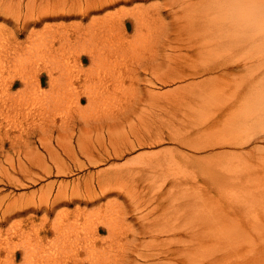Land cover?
<instances>
[{"label":"rangeland","instance_id":"obj_1","mask_svg":"<svg viewBox=\"0 0 264 264\" xmlns=\"http://www.w3.org/2000/svg\"><path fill=\"white\" fill-rule=\"evenodd\" d=\"M153 1L156 2L155 4L164 6V9L167 8V10L158 14L157 11L155 12L151 8V3ZM191 1L192 0H135L132 3L123 2L110 10L94 13L92 15L93 17L106 19L107 14H112V17L118 16L125 20L129 19L128 31L124 33L129 39L135 35L133 23H130V18L133 15L134 9H143L144 6H147V10L143 12V17L152 25L151 29L156 31L158 39H160L161 36L163 37L166 33V36L174 40L173 46L175 49L174 51L172 50L174 54L172 69L175 74L225 66L229 63L239 66L237 68L242 69V72H240L241 74L237 76L215 79L213 82H206L203 81L205 77H198L196 79L190 78L184 82H176L167 85L158 83L159 86L156 87L158 91L172 90L181 84L189 85L180 92L170 93L166 97L160 99L161 108L158 110V114L154 119L156 124L152 125L148 124L150 123L149 120L151 117L149 111H154L153 109L156 110L157 107L155 106L154 108V106L148 102L147 91L148 88L153 89L152 83H154V78L151 73H155L157 68H159V66H156L157 59L160 57L164 58V55L167 53L163 46L164 38L159 40L161 44L158 43V46L157 43H151L152 38L144 44L145 47L142 52L146 60L144 59L141 61L140 52L131 50H127L122 57L125 58V63L123 65L119 66L118 61L114 59L113 62L118 70L123 73L121 76L124 77H119L111 71H109L108 74H103L106 75L107 78L106 76L98 77V73L102 71L98 67L94 71L96 79L90 80V77L88 75L86 76V72L80 71L82 66L87 68L90 64V56H88V53L81 55L84 57L83 58L75 56L76 54L71 55L68 50L66 53L63 52L62 50L65 49V47L60 39L62 37L60 34L61 32H57V27L64 24L67 25L68 29L72 32L71 35H74V45H76V41L78 40H83L85 42L84 38L87 36L89 37H87L88 40L86 41H89L92 39V29L88 26V23H90L89 21H91L90 18L80 16L81 14L79 12L73 17L63 16V18L57 17L58 19L54 17L56 20H52L54 18L51 16L44 19L41 23L35 24L33 23V18H37L39 15L42 16L44 12L40 10L39 7L36 9L31 8V0H0V4L3 2L4 4L6 3V8H4L5 14H2V18L0 17V46L2 47V49L0 48V56L3 58L2 61L0 58V73L4 75V78L2 76L3 79H5V75L7 74L9 80H15H13V100L20 99L17 93L22 91L20 90L22 87L25 88L19 79L20 74L24 72H27L28 77L30 76L29 79H37L36 76H40L41 79L40 77L38 79L39 81L41 80V86L45 88V91L49 92L50 85L48 80H50L49 76L51 75L49 70L52 68L54 72V68L57 69L59 59L61 60V65H59L58 68L61 69L56 70L53 76L57 75L55 77L59 78V72L70 62L68 65L73 66L71 67L73 76L71 79L67 76L63 77L62 81L73 82L79 91L85 89L88 80L93 84L95 83L94 80L98 82V85L101 83L104 90L107 87L115 88V82H118L120 85L118 92L110 97L113 102L107 106V109H102L98 106L92 108L89 106L87 99L83 98L81 110L85 111V117L94 120L101 116L124 115L129 109L128 112L125 113L129 116V119H125L124 121L119 120L117 122L119 125H116L114 131H112V133H115L113 139H110L109 134L106 132L101 133L95 129H91L86 133L87 135L83 140V148L78 144L80 137L79 129L77 130V135L73 134L75 128L72 125V131L61 129L62 125L66 126L65 120L62 119H68L72 121V123L75 119L77 120V122L75 121L76 123H81L78 122V120L80 121V116L83 115L79 116V114H76L75 107L70 109L59 108V113H63V115H58L59 119L57 117H46L42 111L35 114L33 110L31 115L28 114L29 118L28 115L22 113L21 120L19 119V121L23 123L22 130L24 132V138H22V141L17 138V133H20L19 126H17L19 122L17 112L13 110L11 114L12 117H10L11 119L9 118V120H11L10 122L0 114V124L5 127L0 130V149L2 150H0V162L5 159L7 160V162L5 160L0 165V181L2 180V182H0V204L3 205H0V220L3 219L2 214L5 213L7 204L9 205L10 200L13 201V199H18L21 205L20 207H24L29 200L33 198L39 199L42 193H46L45 195L47 196L49 194V203L53 202L58 192V184L63 181L70 185H73L74 181H77L79 182L80 189L86 190L85 181L93 178L92 183L95 184V190L97 189V191H95L96 193L91 197L96 199L100 198L105 192L107 193V197L97 200L100 202L95 203V205L86 204V199L88 197L84 193L81 194V196H83V199L80 198L81 201L78 200L72 202V204L64 205L56 212L53 210L49 216H47V214L45 216V213L34 211L31 214L14 217L9 222L0 223V231L4 232V236L2 235L1 238H7L13 245L29 244L30 242H36L38 239L36 238V232L32 231L33 229L37 230L39 234H41L40 236H46V230H50L51 233L48 234V236L51 235V237L49 236V239H45V243L43 242L42 244L44 247L48 246V248L42 246L43 252L47 249L45 251L46 253L48 249L56 248V246L59 245L57 244L55 247L51 245V241L57 243L54 237L58 236L56 233L59 225L65 228L64 225L66 223L68 226H72L77 220L78 223H81L90 214V210L96 209L92 216H89L88 221L90 223L79 233L78 237L80 240L84 238L91 239L94 246L99 250H101L102 247L109 248V254L107 256L101 255V251L100 253L98 252L99 254L96 255V259H93V264H245L246 260L250 261L252 258L253 260L256 258V264H264V256L262 257L263 259H259L256 254L258 251L256 249H259L260 246H262L260 247L261 249L264 248V205H257V209L249 210V217L247 218L240 216L234 217L233 213L228 211L231 202L230 192L240 193L241 196H248L249 191L254 190L255 186L261 187L262 183L255 175L252 176L251 186L246 184V177L250 165L256 162L246 160L247 155H245L240 164L232 166L229 165L228 162H223L224 159L231 161L232 157H234L233 154L227 153L220 155V158L216 159L217 161L211 162L206 166L205 162H200L202 160L200 158L206 157L211 152L209 150L195 152V149H193L195 146H203V144L209 140L217 141L220 140V138H228L232 136V131L238 130L240 126L245 128L246 125H243L244 122L241 124L244 109L251 111L256 124L255 129L247 138L253 137L254 135H251L253 132L256 136H258L259 133H264V107L260 105V101H264V0H212V3L206 6L207 14H203L204 16L201 18L203 25L199 29H195L192 24L194 11L189 5ZM195 1L205 4L207 0ZM16 3L17 6H15ZM166 4H172V13L168 10ZM182 4L185 6L184 8L180 7ZM12 6H14V9L12 8L11 10L10 7ZM29 6L31 9H29ZM60 9H64V6L56 8V10ZM14 10H18L19 12H14ZM12 11L13 13H11ZM21 13L22 15L19 16ZM6 14L10 19H7ZM13 14L14 16L11 17L10 15ZM16 14L17 16H15ZM26 14L29 18L32 16V19L26 17ZM19 19L20 21L16 23ZM25 19L29 20L27 22L29 25L26 23ZM23 22H25V25ZM231 23L233 24L231 25ZM17 24L18 26H15ZM33 26L37 29L32 28ZM112 26L119 27L118 24ZM18 31L22 32L18 33ZM97 31L101 33L107 32L105 34L106 36H109V33L117 35V39L121 37L119 31L109 30V25L105 21H103V24L97 25L94 32ZM223 32L229 34L230 37L235 36L236 43L223 50L215 51L212 47L216 40V35ZM48 33L56 37L54 44L51 43L53 51L49 47L47 56L38 57L30 55L33 60H30L31 57L28 56V60L26 59L23 63V67L20 66L17 60L19 54L24 52L25 48L37 46L36 35L39 37V34H43L45 37ZM4 34L6 37H3ZM29 36L34 40V44ZM8 41L11 43V46ZM28 44L30 45L29 47ZM3 47H5V49ZM75 47L77 48L78 46ZM155 47L156 49H154ZM4 53L9 56L6 55L5 57ZM58 55H61L60 58H62L63 61ZM79 62L82 66H79ZM45 64H47V66ZM5 65L6 67L8 66V69ZM142 67L144 68L141 69ZM151 69L155 71L152 70V72ZM166 69L167 64L163 63L160 67V71L165 72ZM78 72L79 75L81 73V77L78 76ZM35 73L37 75H35ZM112 73L115 76L112 75ZM31 76L33 77L31 78ZM100 80L101 82H99ZM1 88L2 85H0V89ZM214 101H216L215 104H213ZM12 107L14 108V106ZM135 109L136 111L134 113ZM222 109H225L224 113L227 111L233 113V117L231 119L221 117V115H223L221 112ZM234 111L237 112L236 115ZM2 112H6V114L10 115L7 109ZM70 113H72V115L68 117ZM138 116H140V118ZM9 123H11L10 127L6 126L9 125ZM236 123L238 124L237 128ZM202 124L207 125L204 126ZM44 125L46 128H49H47L48 131L44 128ZM40 126H44L42 129H45V132L41 130ZM17 128L19 130H17ZM28 130L33 131V136L29 139V141L31 140L29 143H34L25 148L23 142L25 143L26 140L28 141L26 138ZM62 130L67 133L65 134ZM7 131H9V133ZM6 132L8 134H6ZM51 133H53V135ZM58 133H60L59 135L61 138ZM137 133H143L144 136L148 138L152 137L155 140L154 143L150 144V142H148V144L139 145L138 142L134 141L135 136L138 135ZM66 135L67 138H65L64 141L62 137H66ZM42 136L45 138L41 139ZM46 136L49 137V140L47 139L49 142L45 140L47 138ZM14 140L19 144L14 146ZM43 140L44 142H48L47 145H50L42 146ZM130 142H134L135 147L126 149L125 144ZM64 144L67 145L65 146ZM104 145H106L109 150L108 154L105 153V150H102ZM254 145L253 143L249 147H253ZM119 146H121V148L123 147L125 150L122 156L114 152V147L116 148ZM35 147L40 149L38 153L35 152L36 149H33ZM178 148H180V152H178ZM19 149H25L27 152L30 150L31 153L27 154V157L26 151L24 150V156V152L20 154ZM170 149L173 151L170 152ZM8 150L11 152L10 156H7ZM184 152L186 154L190 153L191 155H183ZM51 154L56 155L55 158H52ZM31 155L33 156L32 158ZM91 155L101 156V161L98 164H91L88 161ZM193 156L198 157L200 161L198 163L193 161ZM8 157L13 159L12 163L8 161ZM149 159L159 160V169L154 173L153 170L146 165V161ZM45 160L49 165L47 171L43 167L44 162H46ZM5 162L6 164H4ZM57 164L64 167L62 173L58 172V168L55 166ZM210 164L213 165L209 166ZM226 165L233 168L235 174L238 175L236 182L228 174ZM144 166L146 167L144 168ZM5 168H9L8 171ZM141 169L146 170L139 172ZM222 169L226 171L223 172L221 171ZM118 172L122 173L118 174ZM213 173H216V176H214ZM8 174L11 176L9 179ZM15 177L18 178L20 182H12V179L16 180ZM114 177H116V179ZM116 180L118 183L113 188L102 190L101 188L104 186H99L101 184L99 182L101 181L105 183L107 181L115 182ZM175 181H180L182 183L175 184ZM135 192L147 193V195L150 194L157 197V201L154 205L145 206L143 211L145 217L143 218H139L141 213L137 214V212H135L136 204L142 202V200L133 197L132 194ZM212 196H214V198H211ZM4 199L6 201H4ZM58 219H61L59 225L57 223ZM104 222L111 224V231L103 226ZM15 223H21L19 231L15 233L12 231L7 235V230ZM90 224L92 225L91 230H89ZM225 224L230 229H226L224 227ZM79 225L80 227H84V224ZM79 225H77V227H79ZM30 227H32L31 230ZM96 227L99 228L97 229ZM92 228H94V232H89L92 231ZM96 229L97 231L95 232ZM226 231L229 232V234H227ZM230 243L233 247L244 249L228 257L229 253L224 254L223 248L225 246L230 247ZM254 246H257V248L253 249ZM249 248L253 251L251 252ZM59 249L62 250V247L60 246ZM80 250L81 249L75 251V253L81 257L75 255L76 260L79 261L78 263L90 264V261L86 260L88 259L86 258V251ZM247 251L251 252V258H244L242 262L239 257H245L244 254ZM21 252L22 251L17 254V264L24 263V259L22 258L23 254ZM10 254V258L13 260V249ZM10 254L5 250L4 252H0V264H13L12 260L11 263H7L10 261L8 258ZM50 255H41L39 253L38 258H40V261L37 260L38 263L36 264H47L48 262H52L53 259L51 260V258L53 257L57 259L61 258L58 253L53 255L51 252ZM168 255L170 256L167 258ZM65 258L67 262L73 260L67 257ZM249 261L246 263L249 264ZM255 263L252 260L250 261V264Z\"/></svg>","mask_w":264,"mask_h":264},{"label":"bare ground","instance_id":"obj_2","mask_svg":"<svg viewBox=\"0 0 264 264\" xmlns=\"http://www.w3.org/2000/svg\"><path fill=\"white\" fill-rule=\"evenodd\" d=\"M134 1L135 0H31V2H32V7L31 8L36 9V8L39 7V9L44 12L42 14V16L39 15L37 18H33V23H35V24L38 23L39 24L44 19L49 18L51 16H53V18L55 17L56 19H58L57 17H62L63 18V16L64 17L65 16L73 17L74 15H76V13H79V12L81 14L80 16H83L85 18H87V17L90 18L91 21H89L90 23H88V26H89L90 29H92V32L90 31L92 33V35H91L92 39H90L89 41H86V40H88L87 37H89V36H87V37L84 38L85 42L83 40H78V41H76V45L73 44V42H74L73 41V36L74 35L73 36L71 35L72 32L68 29L67 25L62 24V25L57 27V29H58L57 32H59V31L61 32L60 34H61L62 37L60 39H61V41L63 43V46L65 47V49L62 50L63 52L66 53L67 50H68L71 55L76 54L75 56H78V57H83L81 55H85L86 53H88V56H90V59H89L90 60L89 61L90 64H89V66L87 68L85 66H82L81 63L79 62L80 63L79 66H82V68H80L81 69L80 71L81 72L83 71L84 73L86 72L85 74H86V76L88 75L90 77L89 78L90 80L96 79V77L94 75V71L98 67L102 70L101 72L98 73V77L106 76V75H103V74H108L109 71L115 73L116 75H118L120 77L121 75H123V73H121L118 70L117 66L113 62L114 59H116L118 61V65L119 66L123 65L125 63V58H122V57L124 56V54L126 53L127 50H131V51H134V52L135 51L140 52V60L142 61V60L145 59L144 56H143V52H142L144 47H145L144 44H146L152 38L151 43H153V44L157 43V46H158V43H160L159 40L160 39L162 40L164 38L165 41L163 39V43H164L163 46H164V49L167 51V53L164 55V58L160 57V58L157 59L156 66H159V68H157V71L154 73L152 71L154 69H151V71L153 72V74L151 73V75H153V78H154L153 79L154 83H152L153 84V89L152 88H148V91H147L148 92V97L147 98L149 99V100L147 99L148 102H150L151 105L154 106V108H155V106L157 107L156 108L157 111L155 109H153V108L152 109L154 111H152V110H151V112L149 111V113H151V114H149V115H151V117H150V120H149L150 123H148V124H152V125L156 124L154 119L156 118V116L158 114V110L161 108L160 99L166 97L170 93L180 92L181 90L185 89L189 85V84H181V85H178L175 89H172V90L158 91L157 88H156V87L159 86L158 83H162L164 85H167V84H172V83H176V82H184L185 80L190 79V78L196 79L198 77H205L203 81L213 82L215 79L232 78L234 76H237V75L241 74L240 72H242V69L241 68H237L239 66L232 65L231 63H229L228 65H225V66L212 67V68H207V69H204V70H193V71L188 72V73L179 72V73L175 74L173 72V69H172V64H173V61H174V54H173L172 50L174 51V49H175V47L173 46L174 40L170 39L169 36H166V33H165V35L163 37L161 36L160 39H158V37L156 35V31H153L151 29L152 25L149 23V21H146L144 19V17H143V12L145 10H147V6H144L143 9H134L133 15L130 18L131 19L130 23H133V28L135 29V35L132 38H129V39H128V36L124 34V33H126L128 31V25H129L128 20L129 19L125 20L123 18H119L118 16L117 17H112V14H107L106 19L92 16L94 13H101V12H105L107 10H110V9L116 7L118 4H122L123 2L132 3ZM155 3H156L155 1H153L151 3V8L155 12L157 11L158 14H161L162 11L167 10V8L164 9V6H161V5L155 4ZM211 3H212V0H207L205 4L199 3V1H195V0H192L190 2L189 5H190V7L193 8V11H194L193 16H192V18H193L192 24H193V27L195 29H199L203 25V23L201 22V18L204 16L203 14H207L206 13V6H209ZM5 4H4V2L0 4V17L2 16V14H5V9H4V8H6ZM26 5H27V3H26ZM166 5L168 6V10L172 13L173 12V7L171 6L172 4H170V5L166 4ZM15 6H17V3L15 4ZM19 6H21V5H19ZM63 6H64V9L56 10V8H61ZM27 7H28V5H27ZM180 7L184 8L185 6L182 4ZM10 8L12 10V8L14 9V6H12ZM31 8L29 6V9H31ZM15 11L16 10H14V12ZM11 13H13V11ZM27 14H28V12H27ZM27 14H26V17H28ZM20 15H22V13L19 14V16ZM6 16H7V19H8L9 16L7 14H6ZM10 16L13 17L14 14L10 15ZM15 16H17V14ZM55 18L52 19V20H56ZM29 19H32V16ZM25 20H26V23L29 21L27 19H25ZM66 20H68V19H66ZM19 21H20V19L18 21H16V23H18ZM103 21H105L109 25V30H111V31H114V30L119 31V34H121V37L119 39H117V37H116L117 35H112L111 33H109V36H106L105 34L107 32H104V33H101L99 31L94 32V30L97 27V25L98 24H103ZM23 23L25 25V22H23ZM27 24L29 25V23H27ZM115 24H118L119 27L112 26V25H115ZM232 24L233 23H231V25ZM15 26H18V24L15 25ZM81 26H83V25H81ZM103 26H105V25H103ZM207 26H210V25H207ZM27 27H29V26H27ZM72 27H74V26H72ZM32 28H34V26ZM34 29H37V28H34ZM18 30H20V29H18ZM19 32H22V31H18V33ZM23 32H24V30H23ZM11 34H12V32H11ZM48 35L45 36V37L43 36V34H39V37H37V35L35 36L37 38L36 42L38 44H37L36 47L35 46H30L28 44V47L29 46L30 47L27 48V49L25 48V51L22 52L21 54H19V58L17 60L19 61L20 66L23 67V63L26 61L27 57L30 56V55L38 56V57L47 56V52H49V50H48L49 47L52 50V48H53L52 44H54V40L56 39V37L53 36L51 33H48ZM16 36H17V34H16ZM3 37H6L5 34H4ZM29 38H30V36H29ZM30 39L32 40V38H30ZM1 41H3V40H1ZM11 43H12V41H11ZM11 43L9 42V45ZM32 43L34 44V40H32ZM32 43H31V45H32ZM235 43H236V37L235 36L230 37L229 34H227L226 32L218 33L216 35V40L213 43L212 49L215 50V51H220V50L225 49L228 46H233ZM5 44H7V43H5ZM2 45H3V43H2ZM16 45H18V44H16ZM5 46H7V45H5ZM75 46H78V47L76 48ZM0 48L2 49L1 46H0ZM3 48L5 49V47H3ZM55 48H56V44H55ZM74 48H76V49H74ZM154 49H156V47ZM63 52H61V53H63ZM151 52H152V50H151ZM4 55H5V53H4ZM6 55H5V57H6ZM151 55H153V54H151ZM7 56H9V55H7ZM60 56L58 55L59 58H60ZM62 56L64 57L63 54H62ZM145 57H147V56H145ZM0 58H1V56H0ZM34 58H36V57H34ZM151 58H152V56H151ZM2 59L3 58H1V61H2ZM60 59H62V58H60ZM5 60H6V58H5ZM30 60H33L32 57L30 58ZM58 61H57L58 64L61 65L60 64L61 60L58 59ZM62 61H63V59H62ZM81 61H83V60H81ZM30 62H32V61H30ZM163 63L167 64V69L165 70V72H161L160 71V67H161V65ZM47 64H45V65L47 66ZM68 64H70V62H68L66 67L64 66L65 68H62V70L59 72V74H60L59 78L55 77L57 75L53 76V74H54V72L56 70L61 69V68H58L59 65H57V69H55L54 66H53L54 72H53L52 68L51 69L47 68V69L51 70V71L49 70L51 75L49 76L50 80H48L49 85H50V87H49L50 91L49 92L45 91V88H43L41 86V84H40L41 80L39 81V79H38L40 76L39 77L36 76L37 79H33L32 78L33 76H31L32 79H29L30 76L28 77L27 76V72L23 71L24 73L22 72L23 74H20V78L19 79H20L21 83L25 86V88L22 87L20 89L22 91L20 93H17V95L20 98V99H17V100H13V87H14L13 86V80L14 79L13 80H9L7 74L5 75V79H3L4 75H2L0 73V76H1L0 77V85H2V88L0 89V114L2 115V117H5V119H8V122L11 121V120H9V118L12 117L11 114H12L13 110H15L17 112V114H18V121L22 117V113H24L26 115H28V114L31 115L33 110H34L35 114H38V112L40 113V111H42V113L46 117H54V118L57 117L58 118V115H61V114L63 115L62 112L59 113V108L70 109V108H74L75 107L76 114H79V116L83 115V116H80L81 117L80 121L78 120V122H81V123L80 124L76 123L77 120H75V119H74L73 123H72V121H70L68 119H62V120H65L64 122H65L66 126L62 125L61 129L66 130V131H72V128H71V125H72L75 128V130H73V134L74 135H77V130L79 129L80 137H79V143L78 144L82 148L84 147L83 140L85 139V136L87 135L86 133L89 130H91V129H95L96 131L101 132V133L106 132V133L109 134L110 139H113L115 137V133H112V131H114V128L116 127V125H119L117 122L119 120H123L124 121L125 119H129V116L125 114V113L128 112L129 109L124 113V115L101 116V117H98V118L93 120L91 118L85 117L86 113H85L84 110H81V103L83 102V98H86L90 107L93 108V107H97L98 106V107H100L102 109H107V106L109 104H112V102H113V100H111L110 97L114 93L118 92V90L120 88L119 83L115 82V84H114L115 88L107 87L104 90V88H102V86H101L102 85L101 83H99L100 85H98L97 84L98 82L96 80H94L95 83L93 84L91 81L88 80L87 83H86L85 89L79 91L77 89V87H75V84L73 82L62 81L63 77L67 76V77H70L69 79H71V77L73 76L72 75L73 74V70L71 68L73 66H69ZM64 65H65V63H64ZM145 65H146V63H145ZM5 67H6V65H5ZM144 67H142L141 69H143ZM147 67H149V66H147ZM2 68H3V66H2ZM150 68H151V65H150ZM146 69H148V68H146ZM146 69H144V70H146ZM17 70H19V69H17ZM30 70H33V69H30ZM34 70H35V68H34ZM21 71H22V69H21ZM104 71H105V73H104ZM35 72H36V70H35ZM10 73H11V71H10ZM113 73H112V75H114ZM33 75H34V73H33ZM35 75H37V74L35 73ZM80 75H81V73H80ZM80 75H79V72H78V76L79 77H81ZM2 76H3V78H2ZM121 77H124V76H121ZM13 78H15V77H13ZM106 78H107V76H106ZM108 78H109V76H108ZM40 79H41V77H40ZM99 82H101V80ZM111 82H110V84H111ZM103 83H105V82H103ZM112 83H114V82H112ZM99 91L101 92V94H100ZM139 91H141V90H139ZM141 94H143V93H141ZM145 95H146V93H145ZM52 99H54V100H52ZM215 103H216V101L213 102V104H215ZM260 105H261V107H264V101H260ZM12 106H14V108ZM203 106H205V105H203ZM136 108H137V106H136ZM6 109H7V111H9L10 115L6 114V112H4L6 114L5 115L2 112V111H5ZM131 109H133V108H131ZM135 111H136V109L134 110V113H135ZM224 111H225V109H222L221 112L223 113V115H221V117L227 118V119H231L233 117V113H229V111L224 113ZM143 112H145V111H143ZM72 113H70V115H68V117L71 116ZM131 113H133V112H131ZM236 113L237 112L234 111L235 115H236ZM146 114L148 115L147 112H146ZM140 116H138V117L140 118ZM24 117H26V116H24ZM40 117H42V116H40ZM28 118H29V115H28ZM26 120H25V122H26ZM30 122H32V121H30ZM243 122H244L243 125L244 126L246 125L245 128L240 126V128L238 130L232 131V136H230L228 138H220V140H217V141L209 140V141H206L203 144V146H195L194 145L195 147L193 149H195V152H204V151H208L209 150L211 153L209 155H207L206 157L204 156V157L200 158V159H202L201 161L198 160V157H194V156H193L192 160L195 161L196 163H198L199 161L200 162H205L206 166H208L209 163L217 161L216 159H219L220 155H224V154L230 153V154L234 155V157H232L231 161H227L226 159L223 160L224 163L228 162L229 165L236 166V165L240 164V162L245 157V155H247L246 160H250V161L256 162V163L250 165V169L248 170V175L246 177V184L248 186H251L252 176L255 175L257 177V179L262 183L261 187L260 186H258V187L255 186L254 190L249 191L248 196H241L240 193H231L230 192L231 202L229 204L228 211L230 213H233L234 217L240 216V217L247 218V217H249V212H248L249 210L257 209L256 208L257 205H259V206H263L264 205V133H259V135L256 136V134L253 132L251 135H254V136L247 138L249 136V134L256 127L255 120H254L250 110L244 109L243 118H242L241 124ZM54 123H56V122H54ZM10 124L11 123H9V125H6V126L10 127ZM22 125H23V123H21L20 121L17 123V126H19L18 128L20 129V133H17V138L19 140L21 139V141H22V138H24V135H23L24 132L22 130ZM202 125L206 126L207 124H202ZM237 126H238V124L236 123V128H237ZM3 127H4V125L0 124V130H2ZM43 127H41V130H43V131L45 129L47 130V128H48V127L46 128V126H45L44 127L45 129H42ZM18 128H17V130H19ZM26 128H25V130H26ZM32 130H28L27 137L25 136L28 139V141L26 140L25 143L23 142L25 148L29 147L30 144L32 145L34 143V142L29 143V142H31V140L29 141V139L31 138V136H33V134H32L33 131ZM63 130H62V132L65 133V131H63ZM34 131H36V130H34ZM47 131H46V133H47ZM7 132L9 133V131H7ZM7 132H6V134H8ZM53 133H51V134L53 135ZM59 134L60 133H58V135ZM137 134L138 135L135 136V140L134 141L138 142L139 145H145V144H148V142H150V144H151V143H154V141H155L152 137L148 138V137L144 136L143 133H137ZM243 134H244V136L242 138H246V139H242L241 138V136ZM52 135H50V136H52ZM153 136H155V135H153ZM59 137H60V135H59ZM14 138H15V136H14ZM44 138L45 137L42 136L41 139H44ZM65 138H67V135H66V137L65 136L62 137L63 140ZM69 138H72V137H69ZM8 139H9V137H8ZM18 139H16V140H18ZM47 139L49 140V137H47L45 140L48 141ZM54 139H55V137H54ZM11 140H13V139H11ZM48 142H44V140H43L42 146L43 145H46V146L50 145V144L47 145ZM1 143H2V141H1ZM253 143L255 145L253 147H249ZM17 144H19V143L15 141V145L14 146H16ZM12 145H13V142H12ZM19 146H21V145H19ZM125 146H126L125 147L126 149L133 148V147H135V143L134 142L126 143ZM70 147H72V146H70ZM247 148H249V149H247ZM3 149H5V148H3ZM33 149H36V151L34 150L36 153H38V150H40L37 147H35ZM17 150H18V148H17ZM24 150L25 149L20 150V154L21 153L23 154ZM102 150H105L106 154L109 153V150L107 149L106 145L103 146ZM178 150H179L178 152H180V148H178ZM25 151H26V155L31 153L30 150H29V152H27V150H25ZM52 151L54 152V149ZM172 151L173 150L170 149V152H172ZM114 152L117 155L122 156V154L125 152V150L123 149V147L121 148V146H119V147H116V148L114 147ZM10 153L11 152L8 150L7 151V156H10ZM185 154L186 153L184 152L183 155H185ZM59 155H60V153H59ZM109 155H111V154H109ZM193 155L197 156L196 154H193ZM24 156H25V152H24ZM55 156L56 155H52L51 157L55 158ZM2 157H3V155H2ZM27 157H28V155H27ZM32 157L33 156L31 155V158ZM101 158H102L101 156H97V155L92 156L91 155V156H89V160L88 161L91 164H98L101 161ZM189 159H191V158H189ZM4 161H1L0 165ZM8 161L10 163H12L13 159L8 157ZM6 162H7V160H6ZM6 162L4 164H6ZM189 162H191V161H189ZM12 165H11V167H12ZM146 165H148V167L150 169H152L153 173H154V172H156L159 169V160H157V159H149V160L146 161ZM212 165L213 164H210L209 166H212ZM55 166L58 168V172L59 173H62L64 171V167L63 166L58 165V164L55 165ZM226 166H227L228 174L236 182L237 179H238V175L235 174V170L233 168H231L230 166H228V165H226ZM4 167H5V165H4ZM43 167H44V169L46 171L48 170L49 165H48L47 161L44 162ZM145 167L146 166H144V168ZM5 169L8 171L9 168H5ZM142 170L143 169L139 170V172H142ZM145 170H143V171H145ZM42 171H43V169H42ZM221 171L225 172L226 170L222 169ZM122 172H126V171H122ZM122 172H118V174H120ZM127 172H129V171H127ZM9 175L10 174H8V179H9V177H11ZM213 175L216 176V173H213ZM5 178H7V177H5ZM114 178L116 179V177H114ZM12 180H13L12 182H15V183H16V181L20 182V180L18 178H16V180L15 179H12ZM0 182H2V180ZM92 182H93V178H90V179L85 181L86 190L85 189L84 190L80 189L79 182H77V181H74L73 185H70L69 183H66L64 181L61 182L60 184H58L57 195H55V198H54L53 202H51V203H49L50 200H48L49 194L47 196V195H45L46 193H42L41 197L39 199H34L33 198V199L29 200L27 202V205L24 206V207H20L21 205L19 204V200L18 199H13V201L10 200L9 205L7 204V207H6L7 209L5 208L6 211L3 209L5 211V213L2 214V218L3 219L0 220V223L3 224L4 222H9L14 217L24 216L26 214H31L34 211L35 212H42V213H45V216H46V214H47V216H49V214H51V212L53 210L56 212L60 207H62L64 205L72 204V202H75V201H78V200L81 201L80 198L83 197V196H81V194H84V193L88 197L86 199V204L87 205H95V203L100 202V201H97V200L106 198L107 197V195H106L107 193L105 192L103 195H101L100 198H96V199L94 197L92 198L91 196L96 193L95 191H97V189L95 190V186H94L95 184H93ZM99 183H101L99 185L100 187L104 186L103 188H101L102 190H104L106 188H109V189L113 188L114 186L117 185L118 181L117 180L115 182L114 181L113 182L107 181L105 183H102V181H101ZM181 183L182 182H180V181H175V184H181ZM132 195H133V197L135 199L138 198V200H142V202L141 203H137L136 207H135V212H137V214L141 213V216L139 215L140 216L139 218L145 217L143 211H144V208H145L146 205L152 206L157 201V197L156 196L150 195V194L147 195V193L135 192ZM211 198H214V196H212ZM4 201H6V200L4 199ZM2 202H3V200H2ZM0 205L3 206L2 204H0ZM86 211H84V212H86ZM95 211H96V209L90 210V214L81 223H78V220L76 222H74L72 224V226L71 225L68 226V225H66L67 224L66 223L64 225L65 228L60 227L59 224H60L61 219H58L57 223H58L59 227H58V231L56 233L58 236L54 237L57 243H55L54 241H51L52 244L49 241L48 242L53 247H55L57 244H59L62 247V250L59 249L60 246L58 245V246H56V248L48 249V251L46 253H45V251L47 249L43 252L42 248L44 247V245H42V244H43V242L45 243V239H49L51 237V235H49L50 237L48 236V234H50L51 232H50V230H46V236L44 234H43L44 236H40L41 234H39V232L37 230L33 229L32 231L36 232V238H38L37 241L36 242H30L29 244H19V245H13L12 242L9 241L7 238H1V236L3 235L4 232L0 231V252H2V251L4 252V250H5L7 253L10 254V252H12V249H13V256H12L13 260L10 258L11 254H12L11 253L9 255V257H8L10 259V261L7 262V263H11L13 261V264H17L16 263V258H17V254L20 251H22L21 253L23 254V257H22L24 259V263L23 264H36V263H38L37 260L40 261V258H38V254L39 253L41 255H46V254L50 255L51 252L53 253V255L58 253L61 256V258H59L58 256L57 257L59 259L53 257V258H51V260L53 259L52 262H48L47 264H79L78 263L79 261H77L76 257H75V255H77L75 253V251H78V249H81V250H85L86 253H87V257L86 258H88V259H86V260L90 261V264H93V259H96V255L99 254L100 251H101V255L107 256L109 254V248H105V247L103 248L102 247L101 250H99V249H97L96 246H94V244L92 243L91 239L84 238V239L80 240V239H78V237H79V233L84 228L87 227L88 223H90L88 221L89 216H92V214ZM30 220H31V218H30ZM20 222H22V221H20ZM20 224L21 223H15L13 226H11L7 230L6 234L7 235L10 234V232H12V231L14 233L18 232L19 229H20ZM79 224H84L83 225L84 227H80ZM77 225H79V227H77ZM240 225H245V224H240ZM91 226L92 225L90 224L89 230H91ZM103 226L105 228H107L109 231L112 230L111 224H109L108 222H104ZM224 227L226 229H230L226 224L224 225ZM96 228L98 229L99 227H96ZM31 229H32V227H30V230ZM97 229L95 230V232L97 231ZM89 232H94V228H92V231H89ZM226 233L229 234V232H227V231H226ZM51 240H54V239H51ZM231 243H230V247L229 246H225L223 248V253L224 254H228L229 253L228 257H231L235 253L240 252L242 249H244V248L233 247V245ZM260 247H262V246H260ZM260 247H259L260 251H259V249H256L257 246L253 247V249L258 250L256 254L259 257V259L264 256V251H263L264 248L261 249ZM44 248H48V246H46ZM251 248H249V249L252 252L253 250ZM245 251H243V252H245ZM250 251H247L244 254L245 257H242V256H240V257L238 256V257L241 258V260L244 259V258L246 259L247 257L251 258V254H250L251 252ZM239 254H241V253H239ZM253 255H255V254H253ZM77 256L80 257L79 255H77ZM169 256L170 255H168L167 258ZM65 257L73 259V260L71 262H69V261L67 262ZM254 259L256 260V258H254ZM251 260L255 263V260H253V258L250 259V261ZM243 261L244 260H242V262ZM247 261H249V260H246V262ZM250 261H249V264H250ZM246 262H245V264H247ZM256 263H257V261H256ZM82 264H84V263H82ZM236 264H240V263H236Z\"/></svg>","mask_w":264,"mask_h":264}]
</instances>
